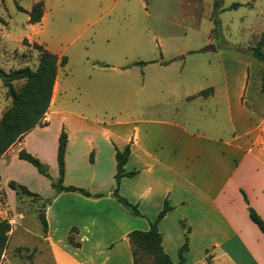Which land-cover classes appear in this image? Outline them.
Here are the masks:
<instances>
[{
	"label": "crops",
	"instance_id": "crops-1",
	"mask_svg": "<svg viewBox=\"0 0 264 264\" xmlns=\"http://www.w3.org/2000/svg\"><path fill=\"white\" fill-rule=\"evenodd\" d=\"M251 37L256 40L257 33ZM153 39L157 56L147 57L142 47L129 55L113 46L104 56L109 61L87 59L72 74L58 68L43 125L0 158V190L10 204L17 196L9 182L51 199L43 209L47 233L40 238L52 264H132L128 234L148 231L165 200L172 210L157 229L174 264L186 228L185 264H264V236L243 199L244 194L264 221V100L246 95L247 72L241 78L239 64L230 78L223 63L220 77L194 76L186 70L188 56L206 49H193L184 40L172 48L174 37ZM45 49L58 62L63 58L62 51ZM62 129L67 134L63 184L102 198L55 195L50 180L18 158L24 150L56 180ZM126 146L125 170L136 174L121 180L119 194L143 219L111 197L115 150ZM73 227L79 248L67 242Z\"/></svg>",
	"mask_w": 264,
	"mask_h": 264
},
{
	"label": "rangeland",
	"instance_id": "rangeland-1",
	"mask_svg": "<svg viewBox=\"0 0 264 264\" xmlns=\"http://www.w3.org/2000/svg\"><path fill=\"white\" fill-rule=\"evenodd\" d=\"M39 2L45 16L31 29L27 13ZM214 2L121 0L114 5L112 0H0V68L5 72L24 67L34 70L36 44L62 51L65 63L58 68L72 74L87 59L109 61L104 56L110 47L121 46L129 55L142 47L144 54L152 57L158 54L154 36L174 37L177 42H170L172 48L184 40L193 49H206L188 56V73L220 77L223 63L224 76L230 78L237 74L239 64L240 77L247 72L246 95L256 93L264 100V61L254 59L250 51L264 36L260 35L262 27L264 32L263 0H217V7ZM16 4L23 11H18ZM233 4L239 7L230 9ZM256 33L254 40L251 35ZM206 38L213 39V44H205ZM21 84L14 85L19 88ZM10 106L0 80V118ZM39 209L40 202L26 197L10 204L0 190V220H7L11 227L0 264H52L41 243Z\"/></svg>",
	"mask_w": 264,
	"mask_h": 264
},
{
	"label": "trees",
	"instance_id": "trees-1",
	"mask_svg": "<svg viewBox=\"0 0 264 264\" xmlns=\"http://www.w3.org/2000/svg\"><path fill=\"white\" fill-rule=\"evenodd\" d=\"M264 2V0H263ZM217 0L214 7H217ZM18 11H23L17 4ZM238 4H233L230 9H237ZM28 14V24H37L41 21L43 14V3L39 2L32 6ZM264 36L260 38L257 45L253 47L251 55L257 61H264ZM38 52V62L34 70L24 67L5 72L0 68V80L2 86L6 89L7 97L11 101L10 108L3 113L0 118V158L15 143L20 142L24 135L37 126H42L44 116L48 111V107L52 97V90L57 76L59 66L65 63V58L58 62V58L45 50L42 46L33 45ZM138 65H143L139 63ZM21 82L19 88L15 87V83ZM202 92L201 94H205ZM67 134L64 129L58 138L57 148V167L58 178L52 180L43 164L38 159L28 154L24 150L20 151L18 158L31 164L38 173L48 180L55 195L61 193H76L85 198L99 199L103 195L92 196L87 191L72 186H65L64 181V158L66 153ZM130 154L129 146L123 151L115 150L116 172L113 177L114 189L111 197L121 204L133 217L144 218L139 212L136 205L129 203L119 194L120 182L123 178H131L135 176V172H127L125 165ZM8 188L12 190L17 198L26 197L33 202H40L38 220L42 227L43 235L47 233V222L43 214L45 209L51 202V199L42 200L38 195L31 193L26 187L15 182H9ZM243 194V193H242ZM244 202L247 204L248 216L250 221L258 228L264 236V221L260 216L248 205L246 196L243 194ZM172 210V207L165 200L161 211L156 219L149 224V230L146 232L133 231L128 234V241L131 248L132 264H174L170 257L163 251L161 246V234L158 232V223ZM185 227L184 225H182ZM11 227L7 220H0V257L8 243ZM190 229L186 228V233L182 239V244L178 250V264H185L186 254L189 249ZM78 235L77 228L70 229L67 242L73 248H79L80 243L76 240Z\"/></svg>",
	"mask_w": 264,
	"mask_h": 264
},
{
	"label": "water",
	"instance_id": "water-1",
	"mask_svg": "<svg viewBox=\"0 0 264 264\" xmlns=\"http://www.w3.org/2000/svg\"><path fill=\"white\" fill-rule=\"evenodd\" d=\"M44 211V210H43Z\"/></svg>",
	"mask_w": 264,
	"mask_h": 264
}]
</instances>
